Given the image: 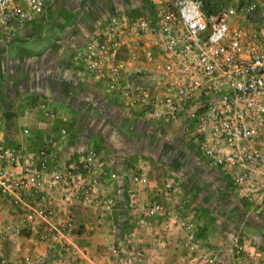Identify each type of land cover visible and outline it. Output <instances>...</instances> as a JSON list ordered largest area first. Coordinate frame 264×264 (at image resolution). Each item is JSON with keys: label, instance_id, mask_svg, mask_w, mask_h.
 Returning <instances> with one entry per match:
<instances>
[{"label": "built area", "instance_id": "2783aa9c", "mask_svg": "<svg viewBox=\"0 0 264 264\" xmlns=\"http://www.w3.org/2000/svg\"><path fill=\"white\" fill-rule=\"evenodd\" d=\"M52 2L0 0V44L22 35ZM235 2L205 11L201 0H143L137 13L106 17L74 57L83 74L132 114L153 124L185 121L194 152L221 173L234 197L262 208L264 0ZM40 107L51 124L66 121ZM67 138V129L59 128V140ZM58 150L61 145L52 136L40 149L11 145L0 129V203L18 212L17 223L0 226L4 232L39 226L54 252L75 233L73 208L111 209L97 150L83 147L63 162L54 160ZM130 182L129 207L136 216L168 213L180 188L171 177L151 181L143 171ZM153 186L159 188L155 195ZM180 224L192 227L189 220ZM183 245L191 251L197 241ZM235 248L240 257L243 246ZM141 257L130 255L126 261ZM261 258L264 264V251ZM0 264L8 263L1 258Z\"/></svg>", "mask_w": 264, "mask_h": 264}, {"label": "crops", "instance_id": "0c3cea01", "mask_svg": "<svg viewBox=\"0 0 264 264\" xmlns=\"http://www.w3.org/2000/svg\"><path fill=\"white\" fill-rule=\"evenodd\" d=\"M140 8H142L140 0H137L136 3L134 2V5L131 4L129 7L124 5L116 6L113 11L109 10L110 12H105L98 21L91 23L90 27L88 26L86 29H83L80 35L73 33L72 39L74 40L72 43H69L68 47L75 54V50L83 45L92 31L106 17L114 13H137V10ZM44 18L45 14L39 17L38 20L41 21ZM27 31L26 28L22 32V35L26 34ZM15 39L11 43L0 44L1 47L6 49L5 55L11 53L17 56L21 55V53L15 50L17 44L19 45ZM76 39L79 41L75 42L77 41ZM11 49L14 51L10 52ZM47 56L45 53L40 52V68L34 72L35 78L32 76L31 81H29L30 84L33 83L32 80L37 81V83H34L36 84L35 86L30 87L34 89L31 90L28 85L23 89L22 87L19 88L22 92L38 99L36 110L40 123H38L39 128L42 126L41 121L43 122L41 105H45L47 110L69 117L70 109L74 108L69 96H72V99H74V92L80 91V87H87L81 84L82 80L80 78V81L76 79L79 76L78 74L66 69V75L69 77L68 86L66 85L68 95L66 96L59 92L58 84L54 82L56 74L52 71L41 69ZM50 57L53 59L55 54L52 53ZM31 72L28 69L25 74H31ZM37 85L38 87H36ZM98 89L104 95L99 87ZM2 90H0V98L7 97V91ZM88 90L89 88H85L86 92ZM25 93H21L20 95ZM107 99L111 102L113 101L118 106H122L118 100H112L108 97ZM4 115L6 117V112ZM1 116L2 114L0 113ZM128 116L132 117L134 125L146 127L147 131L149 128L148 132L154 136V139H156V136L162 135L166 141L178 138V140L186 142L188 130L185 127V121L181 119L153 124L145 121L140 115L133 114L132 116ZM34 117H36L35 113L30 114V116L27 114L26 117L18 119L17 122L21 125H25L26 123L32 124ZM0 129L11 145L17 146L18 144L14 142L21 141V145L19 144L18 146H23L28 150L42 148L44 138L49 135H41L35 142H30L31 139L29 138L30 141L27 143L26 138L21 134L11 135L6 131L7 129L4 126ZM57 132H59V129ZM55 138L58 140L64 153L68 154L70 152L67 151L68 149L77 154L81 152L79 150L82 149L80 147L82 143L72 139L70 131H68V138L65 140H59V135L55 136ZM179 145L181 146V144ZM87 147L89 146L87 145L84 148ZM183 147L185 153L188 155L190 150L188 151L186 146ZM190 153L193 157L190 162L193 165L181 168L183 166L181 160L180 166L169 161L158 171H152L150 175L153 178L159 175L168 176L179 184L180 178L183 179L182 181H185V171H190L189 173H192L197 180L194 187L192 186V194L196 190L198 191L194 206L190 209L186 208L183 210L181 206L185 203L187 204V200L181 202V198L179 199L178 197L175 201L170 202L169 212L166 214L136 216L130 207L119 197V184H116L113 188V185L106 183L104 195L106 196L107 192L113 188L112 195L116 207L109 211H106L105 207L96 209L73 208L71 214L75 222V233L60 252H54V244L50 243L49 238H44L39 226L38 230L13 227L9 231L4 232L1 225L0 259L4 258L8 264H25V257L30 258V262L26 264H51L53 261H56V264H206L207 260L213 258L214 261L211 264H263L261 257L262 251H264V233L261 230L253 231V233L250 232V229L246 231L243 228V231L238 230V223L243 221L242 224H244L249 218L245 215L241 217L234 214L238 209L241 210L242 204L249 203L236 199L226 188V182L221 177V173L207 166L203 158L194 152V149ZM103 167L104 164L101 167V174H105L106 171V168L104 167L103 170ZM114 168L117 172H120L118 166ZM129 184L131 185L130 182ZM158 192L159 190L155 189L151 194L155 195ZM177 204L179 205L177 206ZM231 206H234V208ZM17 214L18 212L14 211L10 205L0 203V224L17 223ZM182 220H189L192 223V227H182L180 224ZM194 240L197 241V245L193 250L188 251L183 244ZM236 243L243 246L240 257L235 252ZM138 253L142 254L141 259H135L132 263L126 261L130 255L137 256Z\"/></svg>", "mask_w": 264, "mask_h": 264}, {"label": "rangeland", "instance_id": "374dc122", "mask_svg": "<svg viewBox=\"0 0 264 264\" xmlns=\"http://www.w3.org/2000/svg\"><path fill=\"white\" fill-rule=\"evenodd\" d=\"M136 1L53 0V3L45 10V18L41 21L37 18L34 25L31 24L27 28L26 34L20 35L15 39L19 43L15 47V50L21 53V55L17 56L13 53L5 55L6 49L0 46V90H6L8 93L7 97L0 98V113L2 114L0 117V128L4 126L7 129L6 131L11 135L21 134L26 138L27 143L30 141L29 138L31 139L30 142H35L39 136L44 134H49L47 137L52 136L54 140H57L55 138V136L59 135L57 130L61 127L68 129L73 137L72 139L82 143L80 147L83 148L88 145L97 150L99 154L98 162L102 166L104 164L106 168L105 174H103L106 183L113 185V188L116 184H119V197L128 206V194L132 188L129 182L133 174L139 171L146 172L152 181L153 176H150L152 171H158L169 161L180 166L181 160L183 163L181 168L193 165L190 162L193 159L190 153L192 145L187 139L186 142L178 140V138L166 141L161 133H159L161 136H156V139H154V136L148 132L149 128L147 131L146 127L134 125L132 117L128 116H132L133 114L126 107L118 106L113 101H109L105 94L104 96L99 92L95 82L83 74L73 56L74 51L68 45L74 40L72 39L73 33L80 35L83 29H86L88 26L90 27L91 23L98 21L105 12L108 13L110 12L109 10L113 11L118 5L129 7L131 4L134 5ZM140 1L143 4V0ZM201 1L205 11H211L219 6L236 3L235 0ZM12 51L14 50L11 49L10 52ZM40 52L48 55L41 69L43 68V70L52 71L56 74L54 82L58 84L59 92L63 95H68L66 85L68 86L69 77L66 75V69L78 74L79 76L76 79L80 78L82 80L81 84L87 86L80 87V91L74 92V99H72V96H69L74 108L70 109L69 117L65 116L66 121L62 124L59 122L51 124L45 115L42 114L43 122L41 121V128L38 127L39 121L36 110L38 99L19 90L20 87L23 89L26 85L29 88L36 85L34 83H37V81L32 80L33 83L31 84L29 81H31L32 76L35 78L34 72L40 68ZM52 53L55 54L53 59L50 57ZM28 69L32 72L26 75L25 72ZM85 88H89L91 91L88 90L86 92ZM30 89L33 90L34 88ZM21 93L25 94L20 95ZM3 112H6V117L8 118L5 117ZM33 113H35L36 117L33 119L34 122L32 120V124H18V119L20 120L26 117L27 114L30 116ZM24 129L29 130L28 135L24 134ZM20 142L15 141L14 143L19 145ZM182 145L186 146L188 151L190 150L188 155L185 153ZM67 151L70 152L66 154L62 150L56 151V158L54 160L63 162L71 159L72 156L78 155L70 149ZM115 166L119 167L120 172L116 171ZM189 172L185 171V181H182V178L179 179L180 188L177 198H181V202L187 200V204L185 203L181 206L183 210L194 206L198 194L197 190H194L195 192L192 194V189L197 180ZM113 188L106 195V200L111 205V209L116 207L112 195ZM155 189L159 190L158 187L153 186L152 192ZM231 207L234 208V206ZM234 214L241 217L245 215L249 218L244 224H242L243 221L238 223V230H242V228L245 231L250 229L252 233L253 231L261 230L264 233V207L253 206L250 203L242 204L241 210L238 209Z\"/></svg>", "mask_w": 264, "mask_h": 264}]
</instances>
